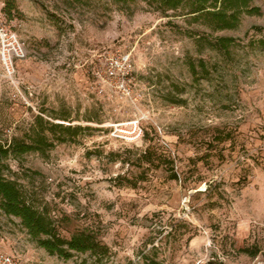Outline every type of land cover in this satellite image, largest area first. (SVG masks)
<instances>
[{
    "label": "rangeland",
    "instance_id": "1",
    "mask_svg": "<svg viewBox=\"0 0 264 264\" xmlns=\"http://www.w3.org/2000/svg\"><path fill=\"white\" fill-rule=\"evenodd\" d=\"M6 1L0 22L25 58L12 79L0 63V144L37 117L82 130L64 144L47 133L50 150L9 157L3 174L62 236L92 230L110 254L51 256L1 209L0 253L21 264H264V0L253 2L260 16L215 33L142 0H14L11 17ZM216 38L233 42L212 50ZM122 56L127 75H96ZM132 122L141 141L114 134Z\"/></svg>",
    "mask_w": 264,
    "mask_h": 264
},
{
    "label": "trees",
    "instance_id": "2",
    "mask_svg": "<svg viewBox=\"0 0 264 264\" xmlns=\"http://www.w3.org/2000/svg\"><path fill=\"white\" fill-rule=\"evenodd\" d=\"M86 1V0H72ZM116 5H126L134 0H111ZM150 3L154 11L163 16L169 12L179 11L182 16H188L194 22L205 25L212 33L234 30L243 16H260L261 10L254 6L255 0H142ZM16 9L14 0H7L4 12L11 17ZM233 42L231 38H216L215 43H209V48L217 51H227ZM264 47V39L260 41ZM80 127H63L36 118V124L31 131L24 134L23 139H13L10 143L0 144V209L11 217L20 220L36 245L51 256L70 260L75 254H89L96 261L109 256V247L92 230L83 229L64 237L60 233L57 222L49 215L45 207H38L20 190L17 182L8 179L3 174L4 162L11 156L18 157L29 153L45 154L54 143L49 141L47 133L51 134L58 143L72 142L80 133ZM144 157L149 153L143 152ZM176 179V175H173ZM242 253L251 257L257 255L252 249H242Z\"/></svg>",
    "mask_w": 264,
    "mask_h": 264
},
{
    "label": "built area",
    "instance_id": "3",
    "mask_svg": "<svg viewBox=\"0 0 264 264\" xmlns=\"http://www.w3.org/2000/svg\"><path fill=\"white\" fill-rule=\"evenodd\" d=\"M25 58L24 47L19 43L17 36L9 32L2 22H0V63L3 71L8 78L12 79L15 76V61ZM129 59L125 56L110 58L108 65L103 72H97V76L104 78L106 81H111L119 74L127 75ZM50 77L44 81L50 84ZM41 85L31 87L34 91H40ZM121 129H115L114 134H119L123 139L138 142L143 138V133L137 123L132 122L127 126H118ZM117 127V128H118ZM0 264H21L15 256L7 253H0Z\"/></svg>",
    "mask_w": 264,
    "mask_h": 264
}]
</instances>
